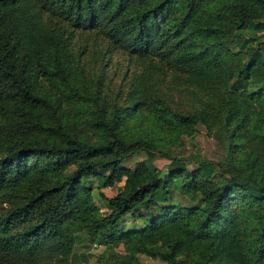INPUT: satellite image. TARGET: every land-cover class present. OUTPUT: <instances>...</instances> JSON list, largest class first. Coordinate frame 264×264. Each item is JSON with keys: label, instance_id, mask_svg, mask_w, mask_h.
I'll return each instance as SVG.
<instances>
[{"label": "trees", "instance_id": "16d2710c", "mask_svg": "<svg viewBox=\"0 0 264 264\" xmlns=\"http://www.w3.org/2000/svg\"><path fill=\"white\" fill-rule=\"evenodd\" d=\"M88 49L127 56L122 103L102 93L106 62L83 77ZM198 126L224 164L170 153ZM93 178L115 192L93 200ZM19 190L0 264H77L80 231L122 244L108 264H264V0H0V196Z\"/></svg>", "mask_w": 264, "mask_h": 264}, {"label": "rangeland", "instance_id": "374dc122", "mask_svg": "<svg viewBox=\"0 0 264 264\" xmlns=\"http://www.w3.org/2000/svg\"><path fill=\"white\" fill-rule=\"evenodd\" d=\"M80 61L83 64V77L86 79L89 78L92 84L96 76L93 75L92 77H89L90 74H93V72L94 74H97L99 72V64L101 62H106L105 74L99 76V78L103 80L102 93L105 95L107 102L122 103V99L116 97V90L119 84H121L124 74H129L132 70V66L130 64L127 65V56L120 51H112V53L108 54V57L101 58V55L97 54L96 51L88 49L85 53H81ZM92 66L95 67L91 69ZM107 81L110 82L109 86H105ZM81 102L77 113L81 114L83 120L86 122L87 118L92 115L93 110H91L89 102ZM126 126L128 133L140 134L142 131L148 129V122L141 115H135L130 117L126 122ZM138 126L142 131H140ZM184 139L185 143L183 147L177 148L175 145H166L171 154L186 155L188 153H196L195 157L197 158H208L211 160H217L223 164L225 163L223 150L213 137L205 133V130L201 126L197 127V131L193 137H186ZM163 150L164 151L162 152L168 151L165 150V147ZM136 158L137 157L128 156L123 160L122 164L131 167ZM154 162L161 172H163L166 158L158 155ZM90 182L93 200H97V195L100 191L106 195H112L115 192V186L102 187L96 178L91 179ZM25 195L26 192L23 190L8 192L0 196V205L8 207L10 205L20 204L27 197ZM139 214L141 216L134 219H132L130 215L125 214L124 218L121 220L120 229H134L142 225L147 216H144L145 212L143 211H140ZM11 228L18 229L19 226L15 224L11 226ZM111 251L116 253L113 257H118L124 252V249L120 242L112 244V247L108 249L102 240H96L94 237H89L84 231H80L76 235L74 242V261H76L77 264H108V262L112 260V257L110 256ZM137 257L142 264H165L162 260L151 258L142 253H138Z\"/></svg>", "mask_w": 264, "mask_h": 264}]
</instances>
